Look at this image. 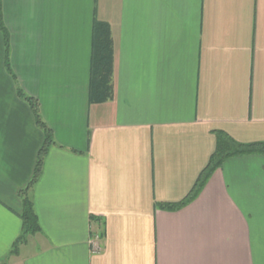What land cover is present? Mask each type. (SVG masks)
Masks as SVG:
<instances>
[{
	"label": "crops",
	"instance_id": "1",
	"mask_svg": "<svg viewBox=\"0 0 264 264\" xmlns=\"http://www.w3.org/2000/svg\"><path fill=\"white\" fill-rule=\"evenodd\" d=\"M0 264H264V156L231 158L176 211L215 132L264 142V0H2ZM112 94L89 101L94 26ZM27 192L40 232L21 234Z\"/></svg>",
	"mask_w": 264,
	"mask_h": 264
},
{
	"label": "trees",
	"instance_id": "2",
	"mask_svg": "<svg viewBox=\"0 0 264 264\" xmlns=\"http://www.w3.org/2000/svg\"><path fill=\"white\" fill-rule=\"evenodd\" d=\"M0 33L2 34L5 47V61L6 67L9 56V34L5 27L2 15V0H0ZM112 43L109 37L108 29L105 25L96 23L94 26V40L92 45L91 68L89 80V101L94 103H101L108 100L112 94ZM17 95L20 99L25 101L29 106L36 126L42 131L44 139L43 143L37 153V158L32 174L31 181L22 193V211L20 220L22 224L21 234L12 246L9 255L16 253L19 244L25 241L27 237L33 236L40 232V226L36 213L34 211L33 203L27 196V192L32 188L41 176L42 167L45 156L49 148L54 144L51 130L42 121L39 114V105L37 101L22 93L20 89L17 90ZM215 150L210 156L206 167L199 174L195 184L186 197L179 203L162 204L160 209L166 211H176L184 207L192 200H194L201 189L206 184L212 173L221 167V165L235 157L248 155H262L264 156V142L253 144H242L223 132H215Z\"/></svg>",
	"mask_w": 264,
	"mask_h": 264
}]
</instances>
